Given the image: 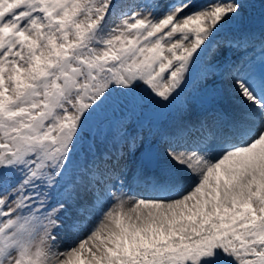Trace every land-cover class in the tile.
<instances>
[{
  "label": "snow or ice",
  "instance_id": "6c2138e0",
  "mask_svg": "<svg viewBox=\"0 0 264 264\" xmlns=\"http://www.w3.org/2000/svg\"><path fill=\"white\" fill-rule=\"evenodd\" d=\"M0 264H264V0H0Z\"/></svg>",
  "mask_w": 264,
  "mask_h": 264
}]
</instances>
